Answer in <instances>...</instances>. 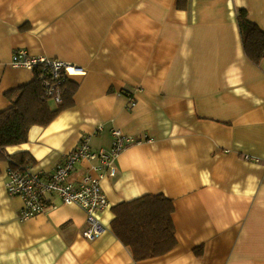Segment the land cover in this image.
<instances>
[{
    "label": "crops",
    "instance_id": "0c3cea01",
    "mask_svg": "<svg viewBox=\"0 0 264 264\" xmlns=\"http://www.w3.org/2000/svg\"><path fill=\"white\" fill-rule=\"evenodd\" d=\"M240 9L264 32V0H0V113L34 80L17 51L86 72L71 104L8 153L48 175L84 137L95 151L114 130L139 141L100 181L95 241L86 212L59 200L22 220L0 163V264H264V58L244 51ZM96 164H76L70 182ZM146 195L173 202L178 244L138 262L111 224L115 206Z\"/></svg>",
    "mask_w": 264,
    "mask_h": 264
},
{
    "label": "built area",
    "instance_id": "2783aa9c",
    "mask_svg": "<svg viewBox=\"0 0 264 264\" xmlns=\"http://www.w3.org/2000/svg\"><path fill=\"white\" fill-rule=\"evenodd\" d=\"M12 64L35 72L45 89L43 98L52 100L58 106L64 103V95L67 92L64 85L69 80L74 81L75 77L86 74L85 70L75 66L32 56L25 50L13 54ZM132 106H135V102H132ZM138 142L137 139L114 130L110 149L95 151L91 148L90 139L84 137L48 175L35 172L31 162L17 167L9 166L6 170L7 193L23 200L22 220L32 219L43 214L48 208H54L52 200H59V203L67 206H79L87 214L88 227L83 237L88 241H95L107 232V228L98 218L100 213L109 208V201L100 181L106 177L116 176V162L119 156L130 145ZM86 160L97 162L91 171L98 173V176L89 173L80 183H71L70 177L76 164Z\"/></svg>",
    "mask_w": 264,
    "mask_h": 264
},
{
    "label": "trees",
    "instance_id": "16d2710c",
    "mask_svg": "<svg viewBox=\"0 0 264 264\" xmlns=\"http://www.w3.org/2000/svg\"><path fill=\"white\" fill-rule=\"evenodd\" d=\"M237 16L244 51L259 64L264 58V32L249 19L246 10L240 9ZM64 86L67 92L59 106L43 98L45 89L35 72L33 82L15 92L10 107L0 113V163L17 167L31 162L25 154L10 155L8 148L25 144L33 126L49 125L71 104L76 87L71 80ZM174 213L170 199L146 195L113 208L112 232L130 249L135 261L162 257L178 244Z\"/></svg>",
    "mask_w": 264,
    "mask_h": 264
}]
</instances>
